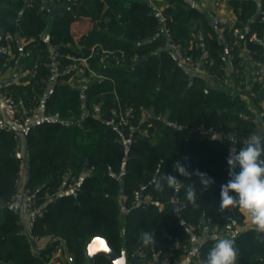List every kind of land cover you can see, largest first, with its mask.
Returning a JSON list of instances; mask_svg holds the SVG:
<instances>
[{"label": "trees", "instance_id": "1", "mask_svg": "<svg viewBox=\"0 0 264 264\" xmlns=\"http://www.w3.org/2000/svg\"><path fill=\"white\" fill-rule=\"evenodd\" d=\"M170 1L174 7L165 8L160 25L147 0H0V34L30 40L25 54L35 70L25 86L6 94L26 108L41 106L51 118L25 132L29 176L23 190L31 191L34 207L40 209L27 234L21 214L10 207L19 193L18 134L11 124L0 129V264H41L59 241L72 264H87L85 248L95 237L117 253L125 250L128 264H161L163 258L181 264L189 255L188 264H203L213 237L233 233L236 264H264V235L254 228H236L242 221L239 208L219 209L221 185L230 179V149L238 152L244 146L234 137L256 127L253 119H243L252 115L246 99L230 95L225 85L219 54L228 44L217 40L215 30L194 9L181 0ZM58 3L57 17L50 18L46 8ZM230 6L237 24L226 27L224 35L230 43L246 40L264 17V6L259 13L253 0H231ZM195 22L208 37L193 36ZM78 23L87 28L79 36L74 32ZM234 28L242 34L233 36ZM171 44L195 63L207 60L203 67L209 78L188 76ZM248 45L255 56L262 53L260 45ZM6 56H0V70ZM140 57L145 61L131 68ZM77 68L86 85L68 81ZM126 108L132 116L120 124ZM17 116L23 119L18 111ZM213 134L221 139L213 140ZM177 161L190 172L207 173L215 183L201 191L198 177L189 180L173 168ZM169 174L185 186L195 185L198 206L187 200L186 187L155 189L153 178ZM72 178L75 184L69 188ZM135 191L150 201L132 205ZM45 193L52 199L45 200ZM175 193L184 203L179 215L171 202ZM213 223L223 228L221 236L209 234ZM142 231L154 232L155 247L142 244ZM204 233L198 252H193L192 240ZM41 239L47 244L35 255L31 244ZM175 241L179 247H172ZM137 249L144 255L135 256ZM95 264L108 263L97 258Z\"/></svg>", "mask_w": 264, "mask_h": 264}, {"label": "crops", "instance_id": "2", "mask_svg": "<svg viewBox=\"0 0 264 264\" xmlns=\"http://www.w3.org/2000/svg\"><path fill=\"white\" fill-rule=\"evenodd\" d=\"M148 2H151L150 0H147ZM159 3V7H154V10L156 14H159L162 18V24L164 15H162L165 8L168 6L174 7L173 2L170 0H156ZM184 4H186L191 9H194L197 14H200L203 16L207 21L209 26L215 30L217 40L222 44H227V36L224 35L225 28L232 27L237 24V18L234 15L232 8L230 6L231 0H181ZM256 4V10L258 13L261 11V8L264 6V0H253ZM151 4V3H150ZM257 15V14H256ZM256 15H254L256 17ZM214 18H217L219 20V24L215 25L213 20ZM259 22L256 23L257 28H255L256 32H260L264 30V28L259 29L261 26L264 25V17L259 18ZM166 31V30H165ZM252 31V32H253ZM82 33H79L81 35ZM193 36L198 37L199 39L202 36L208 37L209 34L206 33L205 28L202 25H199V22L194 25L193 27ZM30 40H27L23 37L14 38L13 43L10 45L9 53L6 56L7 59L4 61V69L0 70V99L1 97L7 93L12 92L11 88L14 86H25L27 82L29 81V73L31 69L33 68V61L27 57L25 53L26 50H28L27 46L29 44ZM236 51H235V59H237V66L235 67V64L231 61L224 63V82L230 83L234 81V78L236 77L235 71L237 69H240L242 74L239 78V82L243 83L248 90H251L255 93V97L258 101L256 102V107H254L255 110L259 111V116L256 120H253L256 124V127L254 129L255 132L260 134L261 136H264V56L263 54H258L255 56L254 54H257L254 51L250 50V46L246 42L245 39L236 40ZM252 58L255 67L254 74H251V71H249L248 68V60ZM77 63V61H73ZM182 64V63H181ZM183 65V69L185 73L190 76H199V77H207L208 75L205 73V69L201 67V62L199 63V69H195L192 67H189L187 65ZM75 66V65H74ZM244 68L245 71L242 70ZM71 69V67H70ZM73 76L69 78V82L71 84L76 85H86L88 83L87 79L83 76L73 77V80L71 79ZM13 79L11 83L5 84L6 81ZM82 80V81H81ZM82 82V83H81ZM228 86L227 84H225ZM229 88L231 86H228ZM228 88V89H229ZM231 89V88H230ZM229 89V91H230ZM17 95L20 93V91H15ZM244 99H247L243 96ZM17 110L20 114H22L23 119L20 120V122H15L11 124V127L17 132L18 134V140H17V146H16V155L20 160V166H19V172L16 180V190L20 193L25 187V184L28 180L29 176V167H28V152L26 150V142H25V132L30 126H34L39 124L40 122L44 120H50L51 118L47 117L44 114V110L42 107L29 109L24 107L21 102L17 103ZM255 106V105H254ZM260 106V107H259ZM251 114L254 115V110L249 107ZM145 115L143 114V118ZM243 142V140H241ZM162 206H160L161 208ZM240 214L242 215V222L245 223L247 218H243V213L239 209ZM21 222L23 227L25 228L26 223L28 221V217L25 214H21L20 216ZM251 221L248 220V224ZM247 223V222H246ZM239 229H244L245 226L238 225L236 227ZM246 228H253V227H246ZM209 234H216L217 236H221L223 232H221L222 228L218 226L216 223L210 224ZM205 234V233H204ZM201 234L198 235L200 239H203L201 237H204L205 235ZM201 236V237H200ZM47 244L46 239H41L35 242V244H31V250L32 253L37 255V253ZM190 255L186 258H184L181 262V264H188ZM87 259V258H86ZM88 262V261H87ZM88 264V263H87Z\"/></svg>", "mask_w": 264, "mask_h": 264}, {"label": "clouds", "instance_id": "3", "mask_svg": "<svg viewBox=\"0 0 264 264\" xmlns=\"http://www.w3.org/2000/svg\"><path fill=\"white\" fill-rule=\"evenodd\" d=\"M232 142L236 141L233 139ZM243 144L244 146L238 152L234 148L231 149L227 157L230 179L221 185L219 209L224 212L230 208H239L250 218L255 231L264 235V136L253 132L243 141ZM173 168L189 180L193 175L198 177L202 185L201 191H207L215 183L207 173L199 170L190 172L179 161L173 165ZM152 183L155 189L161 192L165 190V187L177 191L186 187L187 200L196 205L198 195L193 183L185 186L184 181L171 174L153 178ZM230 193L236 195L233 196ZM213 239L215 242L209 249L203 264H236L238 249L235 244V234L213 237ZM140 241L145 247H155L154 232L142 231Z\"/></svg>", "mask_w": 264, "mask_h": 264}, {"label": "built area", "instance_id": "4", "mask_svg": "<svg viewBox=\"0 0 264 264\" xmlns=\"http://www.w3.org/2000/svg\"><path fill=\"white\" fill-rule=\"evenodd\" d=\"M31 1L32 0H27V2L29 4H31ZM213 22L215 25L219 24V20L217 18H214ZM243 29H245V27ZM240 34H242V32L239 28H234L232 30L233 36H236V35L239 36ZM13 41H14V35L12 33L6 32L4 34H0V56L8 55L9 49H10L9 47L13 43ZM246 42L248 44L260 45L262 47V54L264 56V30H262L260 32H256V31L250 32L247 35ZM227 44L228 45H227L225 51L219 54V59L224 63L229 62V61L233 62V60L235 59L234 46H236V42L233 41L230 43L228 41ZM100 51L94 50L93 53H94V55H99ZM171 52H172L173 56L176 59H178V61L181 62L182 64L187 65V66L192 67V68H195V69L200 68L198 66L199 63L193 62L190 57H183L182 56V52H181L178 45L171 44ZM203 57H205V55ZM80 62L83 66H85V67L87 66L86 59H84V58L80 59ZM206 63H207V60H204V62H201L202 70L204 68L203 67L204 64H206ZM248 63H249L248 64L249 71H251V74H254V71H255L254 63H255V61H253V59L250 58L248 60ZM242 70L245 71L244 68H242ZM205 73H206V75L210 76L206 70H205ZM34 74H35V70H31L29 73V76L32 77V76H34ZM235 74H236V77L238 78L241 76L242 72L240 69H237L235 71ZM99 77H102V76L99 75ZM225 84H227L228 86H231L230 87L231 89L229 88L230 89L229 93L232 96L237 95V94L241 95L242 97L243 96L244 97L251 96L254 98L256 96L255 93L251 90H248L242 82L241 83L240 82L234 83V81H233L230 84V83H226V81H225ZM15 105H16V103L10 95L4 94L1 97V99H0V129L5 128L9 124L16 122ZM131 116H132V109L126 108L121 113L120 124H125ZM243 119L247 120L249 118H247L246 116H243ZM121 126H123V125H121ZM198 130L206 132V131H204L203 127H198ZM71 181L72 182H70L68 184L69 188H72L75 184V180L73 178L71 179ZM49 199H52V196L49 195L48 193H45V200H49ZM149 201H150V197L148 195L143 196L138 191H135L133 193L132 205L140 204L142 202H149ZM171 202L173 204L172 198H171ZM176 202H177L179 208L183 207L184 203H182V202L179 203L178 200ZM34 206H35V201H34V198L31 194V191L29 189L23 190L22 193H17L14 196L12 203L10 204V207L13 211H17L20 214H25L28 217V221L26 223V226H25V228H23L24 234L28 233V230L31 228L35 217L40 215V209L37 207H34ZM37 209H38V212H36ZM206 222H210L209 219H207ZM188 228H189V231H191V232L195 231V228L193 226H188ZM206 234L207 233H205L204 235H206ZM201 238H203V237H201ZM201 240L202 239H200L198 236L192 240L193 252H198V247L201 243ZM172 247H179L178 242L175 241L172 244ZM134 255L141 257L144 255V253L141 249H137L134 251ZM41 264H72L67 253H66V251H65L63 241H59V242L55 243V245L53 246V251L51 252V255L46 260H44ZM161 264H169L168 258H163L161 260Z\"/></svg>", "mask_w": 264, "mask_h": 264}, {"label": "water", "instance_id": "5", "mask_svg": "<svg viewBox=\"0 0 264 264\" xmlns=\"http://www.w3.org/2000/svg\"><path fill=\"white\" fill-rule=\"evenodd\" d=\"M45 2V0H43ZM59 11V3L56 4L53 8H46V12L50 18H56ZM159 21V24L162 25V18L159 14L156 15ZM145 61V57H140L134 61L131 68H134ZM13 79L8 80L5 84L11 83ZM213 140H220V134H213ZM231 150V149H230ZM86 165V162H85ZM142 194V192H140ZM173 200V209L177 215H179V206L177 204V194L175 193L172 196ZM38 212V209L36 210ZM86 251V258L88 264H95L97 258L104 259L108 264H128L127 256L125 250H122L120 253L115 252L112 250L105 239L100 237H95L91 239L85 248Z\"/></svg>", "mask_w": 264, "mask_h": 264}, {"label": "rangeland", "instance_id": "6", "mask_svg": "<svg viewBox=\"0 0 264 264\" xmlns=\"http://www.w3.org/2000/svg\"><path fill=\"white\" fill-rule=\"evenodd\" d=\"M151 2V5L152 6H154V7H159V3L156 1V0H150ZM198 22H195V25L197 24ZM75 26H77V27H75L74 29V32H75V35H77V36H79V33H83V31L85 30V29H87L86 28V25L85 24H83V23H78V25L76 24ZM74 64L75 65H77L75 62H74ZM75 73H76V75L75 76H73L74 78L78 75V73L81 71V68H77V69H75ZM80 74V73H79ZM73 77L71 78L72 80H73ZM85 80H86V78H85ZM82 81V80H81ZM82 83V82H81ZM12 97V96H11ZM246 102H247V104H248V106L252 109V111L254 112V115L252 114L251 116H246L247 118H249V119H253V120H256L257 119V117L259 116V111L258 110H255L254 109V107H256V103H251L250 101H249V98L247 97V99H246ZM255 105V106H254ZM260 107V106H259ZM15 108H16V110H17V105H15ZM16 122H20V118L17 116L16 117ZM253 132H255L254 131V129L252 130V132H250V133H248V134H244V133H238L237 135H235V137H234V139L235 140H245L251 133H253ZM240 213V212H239ZM243 218L245 219V218H247V220H246V222L245 223H243L242 221L241 222H239V225H243V226H245V228L246 227H253L254 228V226L251 224V222L248 224V220H250V218L245 214V213H243ZM221 232H223V228H222V230H221Z\"/></svg>", "mask_w": 264, "mask_h": 264}]
</instances>
